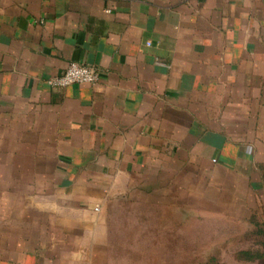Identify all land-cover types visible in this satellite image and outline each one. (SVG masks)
Segmentation results:
<instances>
[{"label":"crops","instance_id":"crops-1","mask_svg":"<svg viewBox=\"0 0 264 264\" xmlns=\"http://www.w3.org/2000/svg\"><path fill=\"white\" fill-rule=\"evenodd\" d=\"M114 180L264 210V0H0V264H103Z\"/></svg>","mask_w":264,"mask_h":264},{"label":"rangeland","instance_id":"rangeland-1","mask_svg":"<svg viewBox=\"0 0 264 264\" xmlns=\"http://www.w3.org/2000/svg\"><path fill=\"white\" fill-rule=\"evenodd\" d=\"M111 191L93 208L106 241L103 264H264L263 207L244 222L229 197L198 195L190 204L176 194L132 197L123 195V180Z\"/></svg>","mask_w":264,"mask_h":264},{"label":"built area","instance_id":"built-area-1","mask_svg":"<svg viewBox=\"0 0 264 264\" xmlns=\"http://www.w3.org/2000/svg\"><path fill=\"white\" fill-rule=\"evenodd\" d=\"M98 81V72L87 65L71 62L58 76L47 81L50 87L64 88L73 84L94 85Z\"/></svg>","mask_w":264,"mask_h":264}]
</instances>
